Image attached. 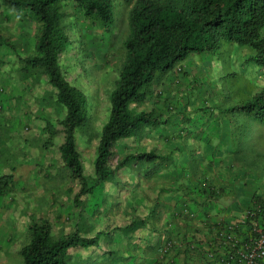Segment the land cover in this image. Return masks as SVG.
<instances>
[{
  "label": "rangeland",
  "instance_id": "374dc122",
  "mask_svg": "<svg viewBox=\"0 0 264 264\" xmlns=\"http://www.w3.org/2000/svg\"><path fill=\"white\" fill-rule=\"evenodd\" d=\"M8 1L0 0V176L13 173L15 179L0 196V264H24L20 250L30 241L29 225L42 219L52 223L56 238L104 231L98 246L72 249L70 264H144L152 255L146 256L143 241L147 224L134 229L133 221L160 214L166 225L167 212L177 207L188 206L196 218L198 212L205 215L202 207L214 202L215 208L220 201L221 213L233 206L225 218L231 222L264 200V124L233 109L264 87V67L248 60L251 47L226 41L216 53L192 54L171 72L158 74L148 99L131 108L167 119V124L142 127L117 142L110 156L111 181L76 204L81 182L62 159L61 126L53 144H45L46 119H62L66 109L56 101L47 77L25 69L18 52L7 45L17 46L24 57L35 54L40 23ZM112 2L115 21L109 30L86 19L74 2L63 5V26L72 42L60 65L89 98L88 122L75 130V138L91 185L110 94L125 60L123 42L133 6L125 0ZM146 152L169 155L170 160L116 168L127 155ZM207 186L218 196L198 192ZM228 189L235 193L225 195Z\"/></svg>",
  "mask_w": 264,
  "mask_h": 264
},
{
  "label": "trees",
  "instance_id": "16d2710c",
  "mask_svg": "<svg viewBox=\"0 0 264 264\" xmlns=\"http://www.w3.org/2000/svg\"><path fill=\"white\" fill-rule=\"evenodd\" d=\"M133 3L129 11V34L123 42L125 60L115 87L110 94L111 109L94 158L95 184L89 183L85 174L82 156L77 150L75 130L87 124L89 119V98L83 88L71 82L60 65L61 54L71 44V39L63 26L65 3L74 2L84 17L98 23L104 30L114 24L112 0H9L18 11L30 13L40 23V33L35 43V54L24 57L12 43H7L18 52V59L24 68L36 74L41 72L56 90V101L61 103L66 113L62 119H46L44 130L47 134L46 146L53 144L61 126L64 142L60 150L62 159L70 168L74 178L81 182L80 191L75 195L76 204L83 195L94 192L108 184L114 174L110 166V156L117 142L133 137L142 127H159L168 120L145 111L134 112L133 103L148 99L149 86L156 77L175 69L192 54L216 53L223 43L235 42L253 49L249 61L264 67V0H125ZM233 109L253 115L264 124V87L246 102ZM169 155L146 152L129 154L117 165V169L133 163L165 164ZM15 175L0 176V196L8 193L14 184ZM203 196H218L213 187L198 189ZM254 212L264 223V200L257 201ZM248 214V213H247ZM226 221V220H225ZM148 221H133L134 229L145 226ZM218 221L215 223L217 226ZM214 227V230H215ZM31 238L20 254L24 264H70L72 249H88L100 244L104 231L93 236L80 232L56 238L53 225L42 219L29 225ZM129 229V227H128ZM131 229V228H130ZM162 229L160 241L147 246L146 264H175L173 255L182 254L180 264H204L206 250L211 239L204 241L201 231L188 223L183 227ZM249 230V225L242 227ZM154 230L156 228L154 227ZM213 230V231H214ZM167 248L166 251L164 249Z\"/></svg>",
  "mask_w": 264,
  "mask_h": 264
},
{
  "label": "built area",
  "instance_id": "2783aa9c",
  "mask_svg": "<svg viewBox=\"0 0 264 264\" xmlns=\"http://www.w3.org/2000/svg\"><path fill=\"white\" fill-rule=\"evenodd\" d=\"M195 216L189 213L190 218ZM245 225L249 230L244 232ZM208 247L204 264H264V223L254 217V212L237 222L220 220Z\"/></svg>",
  "mask_w": 264,
  "mask_h": 264
},
{
  "label": "crops",
  "instance_id": "0c3cea01",
  "mask_svg": "<svg viewBox=\"0 0 264 264\" xmlns=\"http://www.w3.org/2000/svg\"><path fill=\"white\" fill-rule=\"evenodd\" d=\"M233 193H235L234 190L228 189L224 194L232 196ZM224 194H221V195L223 196ZM213 203L214 202H212V204ZM229 203H233V201L230 199ZM212 204L208 203V206L202 207V209H204L202 213H205V215H198L199 214L198 212L197 217L194 219L189 217V213L194 212L193 209L189 208L188 206L177 207L176 209L171 210L172 213L169 214V212H167V216H169L170 219L169 220L167 219L168 222L166 223V225H164L165 221H162L163 219L159 220L160 214L155 215L154 217L152 216L153 219L151 218V216L148 217L149 221L147 225L145 226V230H144V232H146L145 234L148 236L143 234V236L145 237V239L143 237L145 246L154 245L156 243H159L160 238H161L159 237L160 235L159 233H161L160 230L165 229L168 224L171 227L178 228L180 226H185L188 223H192V222L196 223V228H198V230L201 231V236L203 239H205L204 241L206 240L208 241L210 238H212L215 223L220 220H226L225 218L229 217L232 214L230 211L234 209L233 206L231 207L227 205L225 212L221 213L222 211H224V207L220 205V201L217 202V204L215 205V208H213ZM212 211H215V212H212ZM162 213H164V211H161V215ZM233 214H237V213L234 211ZM238 220L239 219H237L236 221H231V222H237ZM153 226L156 229L160 228L159 232L157 230H154ZM149 228H152V229H149ZM174 260H175V264H180L181 262H183V255L181 253L178 255L174 254L173 261ZM144 264H146V260L144 261Z\"/></svg>",
  "mask_w": 264,
  "mask_h": 264
}]
</instances>
